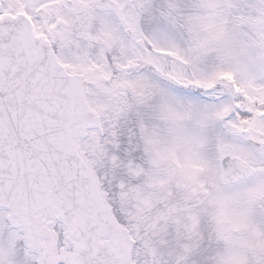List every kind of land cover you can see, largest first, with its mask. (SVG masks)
I'll return each instance as SVG.
<instances>
[{
	"label": "snow or ice",
	"instance_id": "obj_1",
	"mask_svg": "<svg viewBox=\"0 0 264 264\" xmlns=\"http://www.w3.org/2000/svg\"><path fill=\"white\" fill-rule=\"evenodd\" d=\"M0 264H264V0H0Z\"/></svg>",
	"mask_w": 264,
	"mask_h": 264
}]
</instances>
